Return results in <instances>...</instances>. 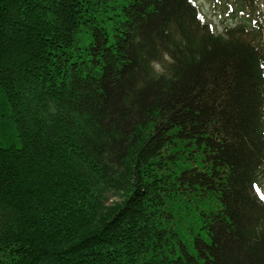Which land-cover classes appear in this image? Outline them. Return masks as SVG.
Listing matches in <instances>:
<instances>
[{"label": "trees", "instance_id": "trees-1", "mask_svg": "<svg viewBox=\"0 0 264 264\" xmlns=\"http://www.w3.org/2000/svg\"><path fill=\"white\" fill-rule=\"evenodd\" d=\"M210 1L0 0V264H264V0Z\"/></svg>", "mask_w": 264, "mask_h": 264}, {"label": "rangeland", "instance_id": "rangeland-1", "mask_svg": "<svg viewBox=\"0 0 264 264\" xmlns=\"http://www.w3.org/2000/svg\"><path fill=\"white\" fill-rule=\"evenodd\" d=\"M197 4L200 6L201 11L207 21L211 22L215 27L218 34L223 32L224 28H231L240 23L241 17L234 16L235 9L226 8L223 4L213 5L210 0H196ZM262 195L264 196V178L262 179ZM115 199H111L113 202Z\"/></svg>", "mask_w": 264, "mask_h": 264}, {"label": "snow or ice", "instance_id": "snow-or-ice-1", "mask_svg": "<svg viewBox=\"0 0 264 264\" xmlns=\"http://www.w3.org/2000/svg\"><path fill=\"white\" fill-rule=\"evenodd\" d=\"M261 199H264V196H262Z\"/></svg>", "mask_w": 264, "mask_h": 264}]
</instances>
